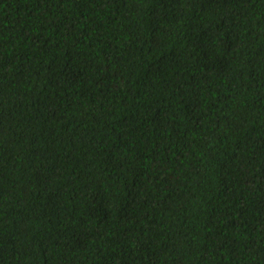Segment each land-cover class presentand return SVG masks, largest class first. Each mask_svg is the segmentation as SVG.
<instances>
[{
	"label": "trees",
	"instance_id": "16d2710c",
	"mask_svg": "<svg viewBox=\"0 0 264 264\" xmlns=\"http://www.w3.org/2000/svg\"><path fill=\"white\" fill-rule=\"evenodd\" d=\"M0 264H264V0H0Z\"/></svg>",
	"mask_w": 264,
	"mask_h": 264
}]
</instances>
